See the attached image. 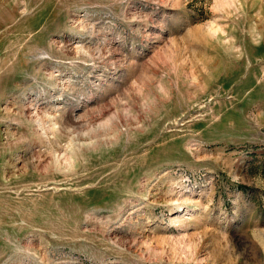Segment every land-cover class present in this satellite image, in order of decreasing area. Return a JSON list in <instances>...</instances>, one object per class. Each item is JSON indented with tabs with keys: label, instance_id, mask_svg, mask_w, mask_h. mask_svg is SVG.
Segmentation results:
<instances>
[{
	"label": "rangeland",
	"instance_id": "374dc122",
	"mask_svg": "<svg viewBox=\"0 0 264 264\" xmlns=\"http://www.w3.org/2000/svg\"><path fill=\"white\" fill-rule=\"evenodd\" d=\"M0 264H264V0H0Z\"/></svg>",
	"mask_w": 264,
	"mask_h": 264
}]
</instances>
